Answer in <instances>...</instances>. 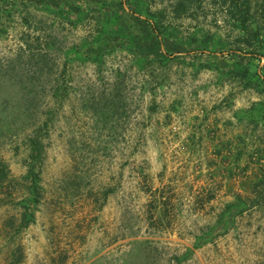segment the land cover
<instances>
[{
  "label": "rangeland",
  "instance_id": "1",
  "mask_svg": "<svg viewBox=\"0 0 264 264\" xmlns=\"http://www.w3.org/2000/svg\"><path fill=\"white\" fill-rule=\"evenodd\" d=\"M262 177L264 0H0V264H264Z\"/></svg>",
  "mask_w": 264,
  "mask_h": 264
},
{
  "label": "trees",
  "instance_id": "2",
  "mask_svg": "<svg viewBox=\"0 0 264 264\" xmlns=\"http://www.w3.org/2000/svg\"><path fill=\"white\" fill-rule=\"evenodd\" d=\"M243 17L242 19V24H245V21H247L250 17H249V5L245 6V9L242 11ZM246 28V27H245ZM257 35V32L256 34ZM263 184L264 185V180L263 177L257 181V183H255V187L258 188L259 185ZM237 201H239L238 203H240L242 206L244 207H253V206H257L259 204H262V202L264 201V191H262L261 189H254V191L251 192V194L249 195V197H247V201L244 199H241L239 196L236 198Z\"/></svg>",
  "mask_w": 264,
  "mask_h": 264
}]
</instances>
